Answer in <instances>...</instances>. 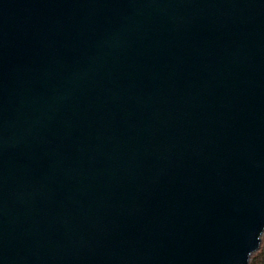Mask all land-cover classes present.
I'll return each mask as SVG.
<instances>
[{"label":"water","instance_id":"95a60500","mask_svg":"<svg viewBox=\"0 0 264 264\" xmlns=\"http://www.w3.org/2000/svg\"><path fill=\"white\" fill-rule=\"evenodd\" d=\"M264 233V0H0V264H251Z\"/></svg>","mask_w":264,"mask_h":264},{"label":"trees","instance_id":"16d2710c","mask_svg":"<svg viewBox=\"0 0 264 264\" xmlns=\"http://www.w3.org/2000/svg\"><path fill=\"white\" fill-rule=\"evenodd\" d=\"M251 264H264V233L262 236V245L260 250L255 253L251 259Z\"/></svg>","mask_w":264,"mask_h":264}]
</instances>
